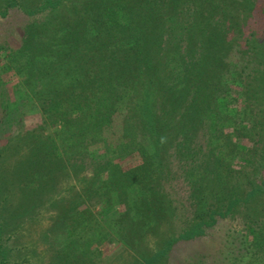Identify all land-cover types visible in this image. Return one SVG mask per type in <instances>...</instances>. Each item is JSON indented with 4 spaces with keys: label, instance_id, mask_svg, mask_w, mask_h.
<instances>
[{
    "label": "trees",
    "instance_id": "trees-1",
    "mask_svg": "<svg viewBox=\"0 0 264 264\" xmlns=\"http://www.w3.org/2000/svg\"><path fill=\"white\" fill-rule=\"evenodd\" d=\"M244 1L249 13L259 0ZM19 4L7 0L0 17L10 7L28 17L18 45L3 54L24 87L15 105L26 93L39 115L28 129L35 134L27 135L28 156L41 150L50 162L55 155L46 122L54 123V135L72 153L89 156L93 173L77 196L100 202L116 196L120 241L135 249L140 264H171L174 249L200 243L210 249L189 253L185 264L208 263L215 243L211 264H264V111L249 113L251 98L259 106L261 94L247 88L248 75H255L258 88L264 75V40L239 23L242 1L41 0L31 9ZM230 84L239 88L231 99L237 108L226 100ZM230 112L238 121L225 115ZM116 113L119 132L108 141L103 132ZM5 114L0 140L7 137L0 148L18 126ZM88 143H100L103 152L87 151ZM131 153L137 164L121 168L113 162ZM173 161L190 202L178 232L171 230L177 206L164 190L175 178ZM79 212L72 217L76 229L86 216ZM234 220L239 230L228 226ZM72 255L69 264H76L84 252Z\"/></svg>",
    "mask_w": 264,
    "mask_h": 264
},
{
    "label": "rangeland",
    "instance_id": "rangeland-1",
    "mask_svg": "<svg viewBox=\"0 0 264 264\" xmlns=\"http://www.w3.org/2000/svg\"><path fill=\"white\" fill-rule=\"evenodd\" d=\"M6 1L0 0V9ZM18 1L22 9L35 8L41 2V0ZM239 1H242L240 16L245 15L240 18L239 23L242 27L245 25L243 28L246 30L254 32L258 39L264 40V19L258 10L261 5L260 0L257 1L254 11L249 13L247 11L248 3L246 6L244 0ZM11 9L14 11L13 13ZM47 12L48 10L45 9L41 13L44 15ZM42 15L37 14L33 17L40 18ZM23 18L28 20L25 13L17 10L16 7H10L6 14L0 17V116L2 112L8 113L5 114V118L11 122L16 121L13 125H18L17 130L10 132L11 141L9 139L7 145L0 148V264H63L64 262L69 264L72 254L82 250L84 255H80V262L76 264H140L142 262L137 257L135 249L133 250L132 247L130 248L120 241L122 231L117 223L116 213L121 207L117 205L116 196L111 195L109 202L77 196L81 187L88 185L87 181L93 173L89 156H85L83 153H72L74 150L68 149L67 142H63L54 135L55 125L54 123L48 125L49 122H46L44 126L50 132L53 142L50 147L55 155L51 157L50 162L45 160L44 154L47 153L41 150L36 157L28 156L30 143L27 140L29 139L27 135L28 133L34 134L28 129L39 123V115L31 110V103L26 101L29 95L26 93L23 97L26 100L15 105L16 97L19 93L23 94L24 87L20 77L9 68L11 63L3 55L6 49L18 45L19 28L24 23ZM256 48L260 50L261 46ZM254 61L256 68L257 65L261 68V61L264 65L263 54L261 61L259 58ZM253 76L255 75H248L251 82L247 88L250 94L254 91L258 95L261 94V105L258 106L257 101L251 98L249 113L256 111L258 107H261V112H263L264 75H258L260 89L257 87V81L253 82ZM228 89L226 100L229 101V107H236L237 103L232 102L231 99L236 97L239 88L230 84ZM225 105H228L227 102ZM225 115L230 118L233 115L232 119L236 120L235 115L231 112ZM244 119L242 122L239 120L241 126L246 123ZM119 128L120 115L116 113L111 126L104 130V137L110 141L113 134L119 132ZM37 131L47 134L45 130L36 129L35 133ZM5 137L7 135L0 142ZM241 143H245V139H241ZM81 145L83 146L82 141L76 147L78 146L80 149ZM86 146L87 151L103 152L100 143H88ZM63 152L69 153V156ZM107 156L114 157L113 154H107ZM113 162L121 168H127L137 164L139 158L137 154L131 153L123 158L113 159ZM172 168L176 171L175 178L164 184V190L177 206L178 214L172 222L171 230L178 232L182 227V220L190 211V202L188 185L177 174V165L174 161ZM57 169H59L58 178L50 182L51 174ZM74 203H78L76 209ZM79 211L85 212L86 216L84 220H81L82 227L78 226L76 229L77 226L72 222L74 220L72 217L74 214L76 217V214L80 213ZM69 213L71 214L68 216ZM82 214L84 217V213ZM226 226H224L225 229ZM228 226L235 230L241 228L237 220ZM77 236H80V239ZM200 244H203L204 247L203 245H178L179 247L174 249L169 256V263L185 264L184 258L189 253L192 252L196 255L210 249L204 243ZM148 246H152L151 243ZM212 246L214 250L210 251L211 255L206 258L208 263L204 264H211V256L218 250V243Z\"/></svg>",
    "mask_w": 264,
    "mask_h": 264
}]
</instances>
